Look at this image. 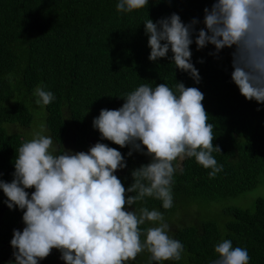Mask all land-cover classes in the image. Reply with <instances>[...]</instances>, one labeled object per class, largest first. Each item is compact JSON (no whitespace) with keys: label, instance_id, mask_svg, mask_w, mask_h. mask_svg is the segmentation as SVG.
<instances>
[{"label":"clouds","instance_id":"clouds-1","mask_svg":"<svg viewBox=\"0 0 264 264\" xmlns=\"http://www.w3.org/2000/svg\"><path fill=\"white\" fill-rule=\"evenodd\" d=\"M149 3L117 0L116 10L132 13ZM142 22L150 61L168 58L198 85L202 77L191 46L197 51L213 46L208 55L217 60L229 49L231 82L247 100L264 105V0H212L202 17L187 22L177 12L155 21L148 14ZM33 95L41 106L55 100L42 85ZM117 96L120 107L102 108L93 118L100 139L87 151L54 143L45 124L15 149L12 179H0V190L4 204L22 212L24 226L13 229V259L5 264H40L54 249L64 264H129L141 253L148 254L147 264L181 260L183 243L170 234L164 213L145 201L173 207L175 176L186 159L210 169V178L222 170L213 156L222 150L213 144L205 94L176 80L173 87L143 83ZM104 140L127 147L128 157L137 152L149 157L131 170L127 186L117 175L127 168L125 154ZM214 251L211 264H249L248 250L230 239H221Z\"/></svg>","mask_w":264,"mask_h":264},{"label":"trees","instance_id":"trees-1","mask_svg":"<svg viewBox=\"0 0 264 264\" xmlns=\"http://www.w3.org/2000/svg\"><path fill=\"white\" fill-rule=\"evenodd\" d=\"M116 2L0 0V179L11 181L15 149L28 139L19 126L45 124L54 143L65 147L73 139L75 149L87 151L100 139L93 118L102 108L120 107L117 95L143 83L173 87L183 81L205 94L213 144L222 150L213 156L223 168L210 178V169L186 159L175 176L173 207L165 210L160 201L146 199L149 209H159L177 224L172 235L184 245L180 261L164 264H211L221 239L246 248L249 264H264V105L247 100L231 82L229 49L217 60L208 55L213 46L201 51L191 46L202 77L198 85L168 58L148 59L142 22L148 14L155 21L177 12L187 22L202 17L212 0H150L148 8L132 13H119ZM38 85L54 93L51 104L35 102ZM102 142L125 154L127 168L117 172L125 186L132 182L131 170L149 161L138 152L128 157L127 147ZM5 199L0 190V239L10 240L13 229L22 230V212L9 209ZM217 204L221 210L213 216L210 210ZM139 255L129 264H147ZM57 257L58 252L51 260Z\"/></svg>","mask_w":264,"mask_h":264},{"label":"flooded vegetation","instance_id":"flooded-vegetation-1","mask_svg":"<svg viewBox=\"0 0 264 264\" xmlns=\"http://www.w3.org/2000/svg\"><path fill=\"white\" fill-rule=\"evenodd\" d=\"M24 225H22L23 228ZM11 240V239H10ZM10 240L0 239V264H5L12 257V247L10 245ZM57 254V251L54 249L52 254L49 255L45 260L41 261L40 264H64L58 257L55 260H51L54 255Z\"/></svg>","mask_w":264,"mask_h":264},{"label":"rangeland","instance_id":"rangeland-1","mask_svg":"<svg viewBox=\"0 0 264 264\" xmlns=\"http://www.w3.org/2000/svg\"><path fill=\"white\" fill-rule=\"evenodd\" d=\"M35 123V122H34ZM34 123H33V126L32 127H30V128H23V127H18V129H23L24 131H25V134L27 135V137L28 138H30V136H31V132L34 130V129H36V130H38V128H39V125H34ZM49 134V133H48ZM69 142H70V144H69ZM69 142H67L66 143V147L68 146V145H70L69 147H71L73 150H75V151H78V150H76L74 147H73V144H72V142H73V139H71V140H69ZM264 193V192H263ZM213 206V208L210 210V213H211V215H216V212L220 209V206L217 204V205H212ZM221 210V209H220ZM220 212V211H219ZM165 215V214H164ZM166 216V215H165ZM181 217V216H180ZM182 217H184V215H182ZM181 219V218H180ZM168 221V220H167ZM184 221V218L183 219H181V222H183ZM169 222V221H168ZM169 224H170V226H171V235H172V233L176 230V228H177V224H175V223H171V222H169ZM139 256L140 255H138L137 256V258L136 259H140L139 258ZM141 258H146L147 256H148V254L147 253H141ZM143 260V259H142ZM131 262H133V261H130L129 263H131Z\"/></svg>","mask_w":264,"mask_h":264}]
</instances>
